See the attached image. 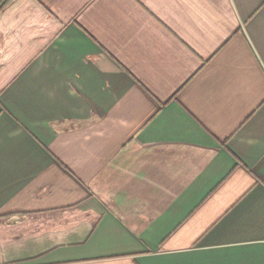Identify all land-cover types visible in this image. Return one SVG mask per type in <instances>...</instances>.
<instances>
[{"label": "crops", "instance_id": "obj_1", "mask_svg": "<svg viewBox=\"0 0 264 264\" xmlns=\"http://www.w3.org/2000/svg\"><path fill=\"white\" fill-rule=\"evenodd\" d=\"M0 264H264V0H0Z\"/></svg>", "mask_w": 264, "mask_h": 264}]
</instances>
